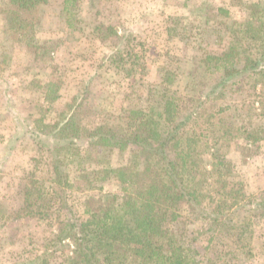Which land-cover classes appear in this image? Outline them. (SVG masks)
Returning <instances> with one entry per match:
<instances>
[{
	"label": "rangeland",
	"instance_id": "1",
	"mask_svg": "<svg viewBox=\"0 0 264 264\" xmlns=\"http://www.w3.org/2000/svg\"><path fill=\"white\" fill-rule=\"evenodd\" d=\"M6 3L0 0V264H70L73 241L50 242L59 222L85 218L88 196H124L135 148L99 153L85 139L55 140L49 126L63 117L71 128L107 124L121 132L129 130L131 112L161 114L171 100L179 118H188L189 132H204L214 154L206 157L207 169L220 156L232 165L230 184L264 200V141L247 144L214 126L219 104L237 109L249 128L264 126L261 86L255 89L244 75L231 81L225 98L220 88L210 95L223 73L215 58L230 46L254 48L244 25L252 19L251 5H259L264 16V0H76L68 10L65 0H49L29 19L36 23L30 33L35 46L12 31ZM40 119L48 126L44 135ZM69 142L80 157L58 150ZM55 158L64 161L66 187L54 182ZM103 169L109 172L103 181L92 176L86 187L82 173ZM27 188L44 191L50 214L45 219L21 211ZM217 188L207 186L205 193L215 195ZM203 207L207 214L212 208ZM173 214L166 228L196 253L199 264H221L227 249L213 219L184 203ZM250 214V249L230 264H264V208ZM244 217L249 213L243 210L234 216Z\"/></svg>",
	"mask_w": 264,
	"mask_h": 264
},
{
	"label": "trees",
	"instance_id": "2",
	"mask_svg": "<svg viewBox=\"0 0 264 264\" xmlns=\"http://www.w3.org/2000/svg\"><path fill=\"white\" fill-rule=\"evenodd\" d=\"M48 1L7 0L5 12L12 31L22 33L26 38L24 41L28 40L30 46H35L32 35L36 23L29 19L32 17L34 21L39 7ZM75 3L76 0H65L66 10L74 7ZM250 8L253 9L252 19L244 25L247 29L243 33L250 43H254V48L241 50L230 46L215 58L219 63L215 66L216 70L223 73L210 95L220 88V97L225 98L229 86L234 84H230L231 81L248 75L255 89L261 86V97L264 99V16L259 5H251ZM27 31L29 33H25ZM260 110L264 119V100ZM177 112L176 104L171 100L166 102L161 114L133 111L128 116L129 130L121 132L107 124L94 129L71 128L64 117L49 126L52 131L48 135L53 139L66 142L85 139L99 153L116 150L122 153L130 147L135 148L121 201L116 195H106L101 199L88 196L85 218L71 215L59 222L58 234L50 242L61 245L66 240L73 241L70 264H199L196 253L193 251L194 254H191L176 234L166 228L169 218L183 203L190 212L206 213V217L213 219L215 231L227 249L218 258L221 264L236 261L237 253L250 249L249 241L255 234L250 213L263 209L264 200L247 194L243 185L230 184L234 177L232 165L220 156L212 163V170L207 169L206 157L214 154L204 141V132H189L186 129L188 118L180 119ZM157 116L164 120L167 128L161 129ZM241 116L232 106L219 104L214 126L224 127L233 138L242 139L247 144L264 141V126L249 128ZM43 121L40 119L36 123L44 135L48 126ZM58 150L65 151L71 158L81 156L79 150L72 149L70 142L60 145ZM63 164L62 159H53L54 182L60 187L69 185ZM107 172L104 169L84 171L81 178L88 185L86 187H91L93 178L103 181L101 177ZM31 183L37 184L34 180ZM216 185L215 195L205 193V187ZM204 203L212 207L208 214ZM48 209L44 191L26 189L21 209L25 216L45 219L50 215ZM241 210L248 212L249 217L235 219L234 216ZM218 227H223V230H218ZM228 256L231 258L227 259Z\"/></svg>",
	"mask_w": 264,
	"mask_h": 264
}]
</instances>
